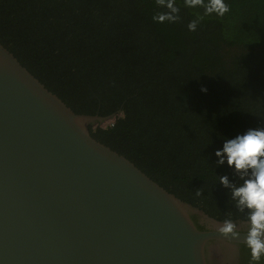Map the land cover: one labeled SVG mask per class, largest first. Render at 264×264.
<instances>
[{"label": "trees", "instance_id": "1", "mask_svg": "<svg viewBox=\"0 0 264 264\" xmlns=\"http://www.w3.org/2000/svg\"><path fill=\"white\" fill-rule=\"evenodd\" d=\"M223 2L0 0V43L76 113L120 111L92 136L166 190L250 219L233 191L252 170L222 148L264 130V0Z\"/></svg>", "mask_w": 264, "mask_h": 264}, {"label": "water", "instance_id": "2", "mask_svg": "<svg viewBox=\"0 0 264 264\" xmlns=\"http://www.w3.org/2000/svg\"><path fill=\"white\" fill-rule=\"evenodd\" d=\"M117 114L76 113L0 43V264H264L251 218L209 215L92 136Z\"/></svg>", "mask_w": 264, "mask_h": 264}, {"label": "clouds", "instance_id": "3", "mask_svg": "<svg viewBox=\"0 0 264 264\" xmlns=\"http://www.w3.org/2000/svg\"><path fill=\"white\" fill-rule=\"evenodd\" d=\"M198 2L199 0H192L194 4ZM208 10H215L222 16L229 9L223 0H211ZM154 19L162 22L171 17L162 14ZM222 151L226 154L230 166L234 165L237 170H252L244 184L234 189L233 195L239 197L240 204L253 209L251 219L255 228L249 236L248 244L252 249L253 257L258 259L264 251V244L257 239L256 230L264 228V130L248 129L242 134H237L224 142ZM220 154L221 150H217V155ZM222 182L227 183L226 179H222ZM231 230L230 224L223 229L226 232Z\"/></svg>", "mask_w": 264, "mask_h": 264}, {"label": "rangeland", "instance_id": "4", "mask_svg": "<svg viewBox=\"0 0 264 264\" xmlns=\"http://www.w3.org/2000/svg\"><path fill=\"white\" fill-rule=\"evenodd\" d=\"M110 122H111V121H109V122H106V123H105V125H107V124H110ZM105 125H104V126H105Z\"/></svg>", "mask_w": 264, "mask_h": 264}]
</instances>
